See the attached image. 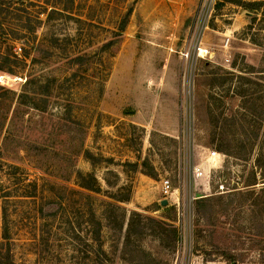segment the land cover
I'll return each instance as SVG.
<instances>
[{
  "label": "rangeland",
  "instance_id": "obj_1",
  "mask_svg": "<svg viewBox=\"0 0 264 264\" xmlns=\"http://www.w3.org/2000/svg\"><path fill=\"white\" fill-rule=\"evenodd\" d=\"M0 4L2 253L15 264H227L229 252L232 264H264L260 9L251 21L233 0L201 11V0ZM89 174L93 189L80 185ZM163 177L178 190L180 251L149 220L164 212Z\"/></svg>",
  "mask_w": 264,
  "mask_h": 264
},
{
  "label": "trees",
  "instance_id": "obj_2",
  "mask_svg": "<svg viewBox=\"0 0 264 264\" xmlns=\"http://www.w3.org/2000/svg\"><path fill=\"white\" fill-rule=\"evenodd\" d=\"M233 1H235L237 4H239L241 6H244V8L247 9L249 13H252V15L249 17V19L251 21L254 20L256 17V10L260 9L264 13V0H252V1L233 0ZM121 28L123 29V24H122ZM9 57H10V54H8V53L0 55V70H2V69L4 70L3 63L5 61H9L10 60ZM8 71H12V70L8 68ZM80 151H81V147L79 148V152ZM82 152L89 160L93 159V155L88 150L83 149ZM91 161H93V160H91ZM109 161H112V160H109ZM131 164H133L134 167L138 166V163H136V162L131 163ZM141 165L146 167L147 166V160L143 159L141 162ZM152 173H154V171L152 170V168H150V171L148 172V174L151 176L155 175ZM77 175L79 177H82V174L80 171H77ZM87 177L90 179L91 182L88 183V182H82L81 181L80 185L82 187H85V188L93 189L94 183H95V178L92 174L87 175ZM263 177H264V175H263ZM119 199L125 200V199H127V196L124 198H119ZM154 206H155V209L160 208V206L158 204H154ZM162 209H164V212H162L159 220H155L153 218H149V220L155 222V225H156V228L158 230L159 235L166 233L172 239V241H174V244H176V247H177V242L179 239V231L175 225V220H176L175 207L173 205H165ZM2 238L7 239V236L5 235ZM222 255L225 258L227 264H232L233 261L235 260L234 256L229 252H222ZM0 264H15L12 261L10 255H9V251L6 248L4 249V253H2V250L0 251Z\"/></svg>",
  "mask_w": 264,
  "mask_h": 264
},
{
  "label": "built area",
  "instance_id": "obj_3",
  "mask_svg": "<svg viewBox=\"0 0 264 264\" xmlns=\"http://www.w3.org/2000/svg\"><path fill=\"white\" fill-rule=\"evenodd\" d=\"M216 0H213V4L215 3ZM209 3H211V0H201V4H200V11L202 9L205 8V6H208ZM194 43H197L194 46V49L196 50V53L199 56H210L212 54L211 50L209 47H205L203 46V43L200 41H193ZM230 43V37L226 36L224 39V42L222 43V45L227 46ZM184 56L187 58L188 57V52H184ZM208 156L210 158L212 157H216L219 156V153L215 150H209L208 151ZM193 175L194 176H201V177H208L207 172L205 171L204 168H200V167H195L193 169ZM208 182V180H207ZM159 186L161 188V192L162 195L165 199L170 200L172 202L171 205H173L175 207V211H176V220H175V225L178 228L179 231V239L177 242V248H179V251L181 249V245H182V230H181V214H180V209L178 207V196L176 195V193L178 192L177 189L172 188V186L169 183V179L166 177L160 178L159 180ZM224 185L222 183L219 184V188L223 189ZM169 205V204H167Z\"/></svg>",
  "mask_w": 264,
  "mask_h": 264
},
{
  "label": "water",
  "instance_id": "obj_4",
  "mask_svg": "<svg viewBox=\"0 0 264 264\" xmlns=\"http://www.w3.org/2000/svg\"><path fill=\"white\" fill-rule=\"evenodd\" d=\"M247 14L249 15V16H251L252 15V13H249V12H247ZM168 204V200L167 199H162V200H160V205L161 206H165V205H167Z\"/></svg>",
  "mask_w": 264,
  "mask_h": 264
}]
</instances>
